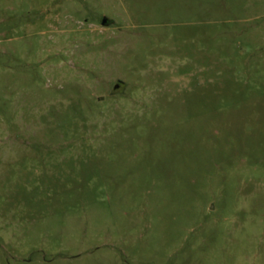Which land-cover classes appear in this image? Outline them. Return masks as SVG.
<instances>
[{"label": "rangeland", "instance_id": "1", "mask_svg": "<svg viewBox=\"0 0 264 264\" xmlns=\"http://www.w3.org/2000/svg\"><path fill=\"white\" fill-rule=\"evenodd\" d=\"M0 264H264V0H0Z\"/></svg>", "mask_w": 264, "mask_h": 264}, {"label": "flooded vegetation", "instance_id": "2", "mask_svg": "<svg viewBox=\"0 0 264 264\" xmlns=\"http://www.w3.org/2000/svg\"><path fill=\"white\" fill-rule=\"evenodd\" d=\"M106 22V19L103 20V23ZM107 24V23H106Z\"/></svg>", "mask_w": 264, "mask_h": 264}]
</instances>
